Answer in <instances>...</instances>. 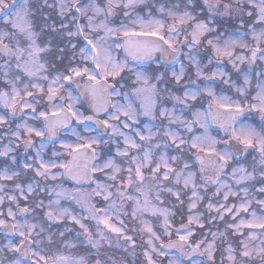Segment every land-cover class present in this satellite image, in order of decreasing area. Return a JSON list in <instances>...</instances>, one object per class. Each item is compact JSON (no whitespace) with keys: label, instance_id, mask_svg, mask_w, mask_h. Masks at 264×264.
<instances>
[{"label":"snow or ice","instance_id":"obj_1","mask_svg":"<svg viewBox=\"0 0 264 264\" xmlns=\"http://www.w3.org/2000/svg\"><path fill=\"white\" fill-rule=\"evenodd\" d=\"M196 8V0H0V181L12 182L0 183V264H128L102 254L105 244L131 264L138 249L141 264H164L170 250L167 264H264V0ZM145 60L157 64L151 74L137 63ZM216 80L235 95L217 93L207 83ZM49 139L63 151L45 158ZM217 221L224 231L212 230ZM66 223L94 259L60 250L78 247L65 239L71 229L52 230Z\"/></svg>","mask_w":264,"mask_h":264},{"label":"flooded vegetation","instance_id":"obj_2","mask_svg":"<svg viewBox=\"0 0 264 264\" xmlns=\"http://www.w3.org/2000/svg\"><path fill=\"white\" fill-rule=\"evenodd\" d=\"M153 2H155V0H153ZM160 2L167 3V2H169V0H160ZM225 2H227V0H225ZM196 6H197L196 10L199 11L200 7L202 6V0H196ZM43 11L45 13H47V14H51L52 20H57L58 19L56 13L53 10L44 9ZM245 19L249 23L251 22L249 20V18L245 17ZM223 27L225 29H227L229 32H231V31L235 30L236 28H238V24L235 23L234 21H224L223 22ZM48 38H49V35L47 33H45L41 37V42H43L44 40H46ZM249 39H250V37H249ZM117 55L122 57L123 56V52L122 51L118 52ZM200 55H201V57H203L205 55L203 49L201 50ZM156 56L159 57L161 65L170 66V65L174 64V66H175L174 70L179 71V69H180V63L179 62H176V61H173V60H170V59H164L163 55L160 54V53H157ZM49 58H51V57H49ZM137 63L142 66V70H145V69L149 70V74H151V72H150L151 69L157 68V64L153 63L152 61L145 60V61H139ZM183 63L185 64L186 67H188L190 69L189 72H188V75L191 76L194 79L195 78L194 69L190 68L187 59H185L183 61ZM204 63H206V60L204 61ZM219 66L223 67V65H219ZM211 67L212 66H209V68H211ZM160 70L164 71V67H161ZM207 70L208 69H205V71H207ZM227 70L229 71V74L232 76V79L235 80L236 77H235V75L232 74L233 70H231V66L230 65L228 66ZM259 70L260 69L257 67L256 71H259ZM168 75H169V78H170L171 77V69L169 70ZM127 83L131 84V81H128ZM211 83L215 84V91L217 93L223 92L224 94H229V95H233V96L235 95L234 89H230L229 85L224 84L222 81L216 80L215 82H211ZM253 84H255V80L253 81ZM0 86H2V85H0ZM158 87L163 88L165 86L164 85H158ZM76 93H80V89H76ZM76 93H74V94H76ZM177 94H182V93H177ZM209 99L210 98L207 97L206 94L203 96L202 99L198 98L197 107H200L203 111L207 110ZM80 100H81V105H78V107H80L82 111H84L85 109H88L89 108V104H90L89 99L81 94L80 95ZM173 103H174L173 101L168 100V101L165 102V106L168 107V108H172ZM178 109H179V106H178ZM184 115H185L186 118H189V119L191 118V114L187 110H185ZM209 119H210V117H209ZM141 120L144 121V122H148L147 118H145V117H141ZM157 123H158V121H157ZM197 130L200 131L199 129H197ZM209 130H212L214 136H217V137L223 136V132L219 128H213L212 126H210ZM57 135L65 137V138H67L69 140L74 139V137H72L70 133H67L65 129H60L58 131ZM37 140H39V138H37ZM46 143H47V147H46L45 152H44L45 158H52L51 157V153H52L53 150L63 151L62 149H60V145H59L58 141L53 142L51 139H49L48 141H46ZM113 153H114V146H113ZM21 154H23L22 150H21ZM32 154H34V153H32ZM189 155H190V153H189ZM0 166H2V164H0ZM198 169H199V166H198V163H197L194 166V170L198 171ZM31 175H32L31 173H28L27 176H21L20 177V182H25ZM0 183H5L8 186V188H11V186H12V182L0 181ZM41 183H45V182L42 181ZM48 183H55V182H48ZM63 186L66 187V188L83 187L85 190H88L87 184L76 185L75 182L70 181V180H66L64 182ZM210 187L212 188V186H210ZM41 196H46V194L45 193H41ZM63 203H65L67 205V204H69L71 202L65 201ZM72 207L78 209V206L75 205L74 203L72 204ZM254 207H255V205H254ZM5 211H6V208H5ZM80 214L86 215V213H83L82 211L80 212ZM151 219H154V218H151ZM176 219H177V226H178L179 216H177ZM84 222L86 224H88L90 227H93V230H94V222H91V221H88V220H85ZM129 226L130 227L132 226V222H129ZM65 227L71 229V231H68V232L65 233V239L74 241L75 243H77L78 247L75 248V249H64V248L60 247L59 244H57L56 247L52 248V251L55 252L57 250V247H60V250L63 251L64 254H66V255H73V256L85 255V256H88L90 258V260L94 259L96 257V250L95 249L89 250L90 246L81 245L80 244V239L83 238L82 235L80 236V239L77 238L78 234H80V231H81L78 226L73 225L71 223H66V224H61V225H58V226L54 225L52 230L56 231L57 228H59V230H63ZM57 239H59V238H57ZM166 239L167 238H165V240ZM173 239H175V236H173ZM5 242L6 241H4L2 238H0V244H3ZM113 243L115 244V240H113ZM101 253L102 254L103 253H107V256L111 257L112 260H115V261H120L123 258L124 260H126L128 262V264H131V261L133 260V257L129 253H125V252H123L122 249H118V248H115V247L109 248L106 244L101 248ZM5 255L11 256L12 254L11 253H6ZM173 255H175V250H170L169 251V256L166 257V258H162L163 261H164V264H167V260L171 259L173 257ZM136 257L138 258L137 261H136V264H141V262L143 261V256L141 255L139 249L137 250ZM217 261H219V257H217Z\"/></svg>","mask_w":264,"mask_h":264},{"label":"water","instance_id":"obj_3","mask_svg":"<svg viewBox=\"0 0 264 264\" xmlns=\"http://www.w3.org/2000/svg\"><path fill=\"white\" fill-rule=\"evenodd\" d=\"M164 59H169L168 57L164 56ZM214 126H218L217 124H213ZM211 166H212V162L208 161V167H209V171L206 173V175H210L211 174Z\"/></svg>","mask_w":264,"mask_h":264},{"label":"rangeland","instance_id":"obj_4","mask_svg":"<svg viewBox=\"0 0 264 264\" xmlns=\"http://www.w3.org/2000/svg\"><path fill=\"white\" fill-rule=\"evenodd\" d=\"M210 84L211 87H213V89L215 90V84L211 83V82H207ZM201 111H203L200 107H198ZM210 133L214 136L212 130H210ZM227 218V217H226ZM216 223H221L220 221L216 222ZM224 230H225V227H224ZM223 229L220 230V231H224Z\"/></svg>","mask_w":264,"mask_h":264},{"label":"trees","instance_id":"obj_5","mask_svg":"<svg viewBox=\"0 0 264 264\" xmlns=\"http://www.w3.org/2000/svg\"><path fill=\"white\" fill-rule=\"evenodd\" d=\"M224 224V223H223ZM223 226V225H222ZM229 239H232L233 241H235V238L229 237ZM217 257H219V252H217Z\"/></svg>","mask_w":264,"mask_h":264}]
</instances>
